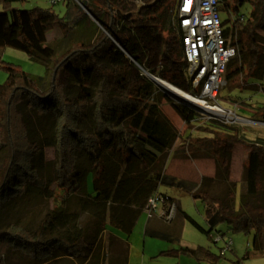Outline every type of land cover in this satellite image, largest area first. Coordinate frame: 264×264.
I'll use <instances>...</instances> for the list:
<instances>
[{"label": "trees", "instance_id": "16d2710c", "mask_svg": "<svg viewBox=\"0 0 264 264\" xmlns=\"http://www.w3.org/2000/svg\"><path fill=\"white\" fill-rule=\"evenodd\" d=\"M21 1L0 0V68L7 74L0 84V153L4 152L0 219L5 208L37 192L54 203L35 230L19 223L3 227L0 220V264L11 255L32 264L61 258L68 260L65 264L86 260L127 264V247L119 248L112 233L107 234V248L100 247L105 226L111 224L129 236L149 198L162 187L203 205L208 230L161 193L165 204L175 207L176 217L201 233L215 231L223 240L228 233L251 237L253 256L264 254V143H249L235 127L204 119L197 110L174 101L151 78L193 97L200 93L184 76L186 64L173 19L175 0H66L62 15L53 8H12ZM219 11L224 15V36L235 49L225 71V86L240 81V85L258 84L264 91V0H219ZM76 29L90 30L89 39L74 40L61 53L47 45L48 34ZM5 48L43 64L49 71L47 87H41V77L3 62ZM227 97L235 100L233 105L241 98ZM163 102L187 129L198 122L195 133L190 130L173 154H211L214 177L196 183L163 173L164 155L179 137L162 111ZM26 112L40 127L52 124L54 138L32 132ZM253 114L256 122L264 124V103ZM236 145L247 150L240 185L230 179ZM48 148L55 152L53 178L43 185L40 173ZM89 175L94 196L87 193ZM217 186L219 194H212ZM74 197L79 211H67ZM219 225H226L227 233L217 230ZM154 237L174 242L166 233ZM181 252L211 259L212 264L221 258L203 247ZM172 254L169 250L159 256Z\"/></svg>", "mask_w": 264, "mask_h": 264}, {"label": "rangeland", "instance_id": "374dc122", "mask_svg": "<svg viewBox=\"0 0 264 264\" xmlns=\"http://www.w3.org/2000/svg\"><path fill=\"white\" fill-rule=\"evenodd\" d=\"M66 0H23L18 3L12 4L14 9H32L39 8H53L55 12L62 15L65 9ZM224 15L221 13V19ZM90 36V30L76 29L68 34L50 33L47 36V45L55 49L56 52L61 53L69 47V43L74 40H87ZM262 46L264 47V32L261 38ZM1 60L5 63L15 65L24 72L32 76L41 77V87L45 89L48 85L49 71L43 64H38L31 61L28 55L22 51L12 48H5L2 50ZM42 63L49 64L47 60H42ZM1 65V64H0ZM264 65V62H263ZM7 74L0 68V84L4 83ZM240 96L237 99V104H234L235 100L228 98L227 96ZM174 100V99H173ZM176 101V100H174ZM219 107L224 113L217 112L216 114H206L197 111L204 119L211 118L224 122L227 125H231L239 130V133L245 138L247 142H263L264 143V124L258 123L253 119V112L256 107L264 103V91L258 84L240 85V81L234 86H225L220 95L216 99ZM177 102V101H176ZM179 103V102H178ZM162 111L164 115L170 120L177 129L179 137H177L174 145L164 155V163L162 171L165 174L174 176L176 178L185 179L188 181L199 183L203 177H214L215 174V162L211 154L198 153L194 156L184 157L181 151L173 154L174 150L181 148L182 139L191 132L195 133V127L198 126V122H194L191 129H187L185 123L176 115L172 107L163 102ZM231 112V113H230ZM25 117L29 122V127L33 132L37 130L38 133L44 135L47 139L54 138V126L50 124L47 128L39 126V121L33 114L26 112ZM247 150L244 146L236 145L232 150L230 179L240 185L242 180V172L244 164L246 162ZM4 158V152L0 153V164ZM55 159V152L53 148H48L46 151V164L41 169V183L43 185L50 184L53 178V162ZM93 178L91 175L87 178V193L95 195ZM240 190V187L238 188ZM159 192V193H158ZM158 195L161 193H167L173 198L180 209L193 219L200 227L208 230V225L204 219V207L199 202L194 201L191 196L179 193L173 189H158ZM212 194H219L220 187H214L211 191ZM77 198H71L69 205H67V211L77 212L79 211ZM51 199L42 196L39 192L26 197L23 201L15 203L10 207H7L1 213V226H7L10 223H19L26 225L29 229L35 230L41 220L48 214L53 206ZM168 204V203H167ZM81 216L80 219H83ZM152 217H159L160 224L163 225V229H166V223L161 217L159 208L153 213ZM173 225V233L176 240L174 242H168L164 240H157L147 238L148 241L155 243L154 245L147 244L148 251L150 249L155 250L156 253L163 251H169L170 249L182 250L184 248H194V246L208 247L217 256L221 255L218 260V264H264V254L254 255L253 248H251L252 238L244 236L242 234L229 233L226 237L227 241H230L229 249L224 252L221 251L223 243H214V231L210 235L201 233L191 226L183 217H176ZM174 218V219H175ZM150 219V218H149ZM173 219V220H174ZM106 231L108 233L117 234L119 237L127 239L128 243H133L134 248L142 251V239H143V220L140 224H137L132 233L127 236L122 234L119 230H116L111 224H106ZM217 230L227 233L226 225H219ZM108 235L103 232L100 241V247L107 248L106 240ZM141 245V246H140ZM105 248V249H106ZM119 248L123 249L122 246ZM234 250V252L230 251ZM117 249L112 248V251ZM251 250V252H250ZM249 252V256L246 257V253ZM222 253V254H221ZM135 255V254H134ZM181 255H184L183 257ZM180 259L173 260L170 257L159 256L156 261L149 259L147 264H190L189 259L192 260V264H197V261L193 256L187 254H181ZM182 257V260H181ZM132 264L135 263V256L133 257ZM67 259L61 258L44 264H65ZM6 264H32L22 259L18 255H11L6 258ZM78 264H92L89 260L79 261Z\"/></svg>", "mask_w": 264, "mask_h": 264}, {"label": "built area", "instance_id": "2783aa9c", "mask_svg": "<svg viewBox=\"0 0 264 264\" xmlns=\"http://www.w3.org/2000/svg\"><path fill=\"white\" fill-rule=\"evenodd\" d=\"M173 19L186 64L184 76L193 88H200L199 95L194 98L224 113L216 98L226 84L225 71L235 49L224 36L219 0H175ZM165 203L161 195L154 193L145 209L147 219L152 217L159 205ZM161 217L166 222L172 221L175 207L167 206ZM214 237V243H223L222 252L229 249L230 241L223 240L218 234Z\"/></svg>", "mask_w": 264, "mask_h": 264}, {"label": "crops", "instance_id": "0c3cea01", "mask_svg": "<svg viewBox=\"0 0 264 264\" xmlns=\"http://www.w3.org/2000/svg\"><path fill=\"white\" fill-rule=\"evenodd\" d=\"M169 206L168 204H161L159 205V210L162 214V212L165 210V208ZM159 217H151L150 219H147V215L145 212H143L141 214V216L139 217V219L137 220V224H140V221L143 220V239L141 241L142 243V251L139 252L138 249L134 248L133 243H128V240H125L124 238L119 237L117 234H113L114 235V243L118 244V245H122L123 248L127 247L128 250V262L127 264H132V261L134 260L133 257L135 256V263L136 264H147V261L149 259L156 261L157 258H159V254L161 253H156L155 250L150 249L148 251L147 249V244L150 242V244L154 245L155 243H153L152 241H148L147 238H151V239H157L160 240L156 237H154V235L160 234V233H166L170 238L176 240L175 238V234L173 233V225H174V221L176 220V218L170 222H166L164 220V222L166 223V229H163V225L160 224V221L158 220ZM135 225V226H136ZM145 228L147 229L146 233H144ZM106 234H109L107 231H105ZM215 232V231H214ZM218 233L215 232L214 235H217ZM229 234V233H228ZM228 234L225 236V238L228 236ZM224 238V239H225ZM222 243V242H220ZM218 243V244H220ZM232 245V244H231ZM141 246V245H140ZM195 247H203V246H194ZM205 249H208L211 253H213L214 255H216L214 252H212V250H210L208 247H203ZM173 251V254L171 256H166V257H170L173 260H178L180 259V255L183 254L181 251L180 252H176V249H170ZM230 251L234 252V250ZM135 254V255H134ZM188 255V254H187ZM182 257L184 255H181ZM192 256V255H190ZM181 257V260H182ZM193 258L196 259L197 264H212L210 262L211 259H198L197 257L193 256ZM188 262L190 264H192V260L189 259ZM215 264H218V260L215 262Z\"/></svg>", "mask_w": 264, "mask_h": 264}, {"label": "bare ground", "instance_id": "6f19581e", "mask_svg": "<svg viewBox=\"0 0 264 264\" xmlns=\"http://www.w3.org/2000/svg\"><path fill=\"white\" fill-rule=\"evenodd\" d=\"M154 81V83L160 88L162 89L167 95H169L170 97H172L174 100H176L177 102L187 105L190 108H193L201 113H212V114H216L217 111L209 108L205 105H203V103H201L200 100H198L197 98H194L193 96L183 92L182 90L166 83L163 82L157 78L152 79Z\"/></svg>", "mask_w": 264, "mask_h": 264}, {"label": "water", "instance_id": "95a60500", "mask_svg": "<svg viewBox=\"0 0 264 264\" xmlns=\"http://www.w3.org/2000/svg\"><path fill=\"white\" fill-rule=\"evenodd\" d=\"M152 79H155L154 77L151 76ZM208 115L212 114V113H207Z\"/></svg>", "mask_w": 264, "mask_h": 264}]
</instances>
